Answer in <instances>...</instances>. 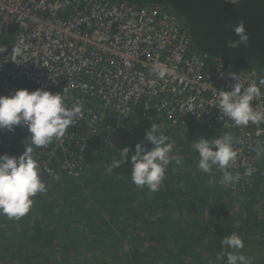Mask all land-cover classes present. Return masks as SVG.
<instances>
[{"label": "trees", "instance_id": "trees-1", "mask_svg": "<svg viewBox=\"0 0 264 264\" xmlns=\"http://www.w3.org/2000/svg\"><path fill=\"white\" fill-rule=\"evenodd\" d=\"M119 1L168 9L184 18L192 50L239 72L264 71V0ZM241 21L248 45L230 48ZM14 129L6 131L11 143L28 134L21 126ZM148 131L135 121L108 137L86 139L78 177L41 174L47 192L32 197L29 213L20 219L0 215V264H222L215 259L224 251L220 241L233 232L244 242L241 253L252 264H264V179L250 177L244 188L230 190L219 183L222 173L215 167L210 174L200 171L190 140L180 142L172 132L166 135L182 165L169 164L158 191L138 188L129 162L136 144L151 150ZM33 147L32 155L41 152ZM124 148L130 150L128 162L107 173ZM4 154L19 152L0 147Z\"/></svg>", "mask_w": 264, "mask_h": 264}, {"label": "built area", "instance_id": "built-area-1", "mask_svg": "<svg viewBox=\"0 0 264 264\" xmlns=\"http://www.w3.org/2000/svg\"><path fill=\"white\" fill-rule=\"evenodd\" d=\"M17 43L26 48L20 65L6 61ZM5 44L11 49L0 55V95L65 90L68 107L83 105V118L62 140L33 155L40 175L78 177L83 141L108 137L125 123L144 118L162 124L163 131H183L185 137V130L193 128L208 139L231 133L241 143L234 145L237 162L228 170L241 178L227 187L236 192L250 183L244 176L249 167L254 169L251 177L264 179V156L257 158L253 151L258 141L264 144V123L236 127L215 102L216 91H231L236 83L230 73L245 87L256 81L264 93L259 84L264 71L239 72L222 59L192 50L184 18L168 9L119 0H0V45ZM157 64L174 71L159 79L152 72ZM150 80L157 81L155 87ZM252 105L264 111V95ZM8 135L0 134V147H12L19 157L28 134H17L15 143Z\"/></svg>", "mask_w": 264, "mask_h": 264}, {"label": "clouds", "instance_id": "clouds-1", "mask_svg": "<svg viewBox=\"0 0 264 264\" xmlns=\"http://www.w3.org/2000/svg\"><path fill=\"white\" fill-rule=\"evenodd\" d=\"M236 3V0H233ZM233 32L239 38L229 41L228 47L236 49L241 45L247 46L250 40L243 21L239 22ZM8 51L6 45H0V55ZM26 48L20 43L11 49V61L20 65L19 60L24 58ZM174 68L165 65H154L152 72L159 79L170 75ZM236 81L231 91H216V104L219 112L229 118L236 127L248 126L251 122L255 125L264 123V111L254 108L253 100L260 98L264 93L256 81L245 85L238 80V75L229 74ZM156 80L148 81L152 87L156 86ZM264 85V79L260 80ZM65 92V90H64ZM51 93L43 89L29 91L21 89L14 94L0 95V131H14V126L27 129L26 147L19 157L0 155V215L9 219H20L27 215L34 203L32 197L37 193H46L45 183L40 178V165L33 158L34 147L41 148L51 144L54 140L60 141L65 136L69 127L73 126L77 119L83 118V105L73 104L68 107L65 94ZM191 108V106H189ZM145 139L151 144V150H147L141 144L135 145V154L131 156V179L138 188H147L150 192H156L165 178V172L170 163L180 166L183 157L174 155L175 144L169 142V137L161 131V125L152 123L151 129L145 133ZM30 141V143H27ZM241 143L231 133H223L212 139L201 137L192 147L199 156L197 167L200 171L210 174L215 167L222 173L219 181L222 185H235L240 181V173L233 174L228 169L234 167L237 162L239 149L234 147ZM128 148L120 151V159L113 160L106 168L111 174L121 164L128 162ZM256 157L264 156V144L257 142L253 149ZM254 169L249 167L244 171V176L251 177ZM215 181L210 179L209 183ZM220 243L224 246L223 252H218L216 261L226 264H252V257L245 256L240 250L244 248V242L239 234L233 232L225 236Z\"/></svg>", "mask_w": 264, "mask_h": 264}, {"label": "rangeland", "instance_id": "rangeland-1", "mask_svg": "<svg viewBox=\"0 0 264 264\" xmlns=\"http://www.w3.org/2000/svg\"><path fill=\"white\" fill-rule=\"evenodd\" d=\"M152 123H155V122H148V121H146L144 118H142V124L145 126V127H147L148 128V130H150L151 129V125H152ZM156 124H160V123H157L156 122ZM160 125H162V124H160ZM161 130H163V128L161 127ZM188 134H189V137H185L186 136V134L185 133H183V131H180L181 133H180V135H178V133L174 130V129H170V130H168V129H166L165 131H162L163 133H164V135H166L167 133H170L171 135H172V132H173V134H174V136H176V138L181 142V141H184L185 142V140H182L184 137L186 138V139H188V140H190V143L192 144V143H195L197 140H198V138L200 137V133H199V130H198V128H193V129H189L188 131L187 130H185ZM179 142V143H180ZM192 146V145H191ZM193 168H191V170H192ZM216 170H217V168H216ZM259 180V179H258Z\"/></svg>", "mask_w": 264, "mask_h": 264}, {"label": "water", "instance_id": "water-1", "mask_svg": "<svg viewBox=\"0 0 264 264\" xmlns=\"http://www.w3.org/2000/svg\"><path fill=\"white\" fill-rule=\"evenodd\" d=\"M222 1L227 3V4H236V3L240 2L241 0H236V3H233V0H222Z\"/></svg>", "mask_w": 264, "mask_h": 264}]
</instances>
